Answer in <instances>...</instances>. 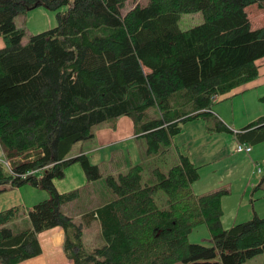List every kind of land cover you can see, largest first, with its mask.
I'll return each instance as SVG.
<instances>
[{
    "label": "trees",
    "instance_id": "1",
    "mask_svg": "<svg viewBox=\"0 0 264 264\" xmlns=\"http://www.w3.org/2000/svg\"><path fill=\"white\" fill-rule=\"evenodd\" d=\"M131 1L123 13L125 0H0V191L30 184L48 193L20 225V205L0 210V264L40 255L37 233L53 227L63 230L72 264H241L264 252V217L223 228V191L194 194L198 167L183 153L166 173L153 168L146 183L141 163L107 174L99 204L77 222L62 211L101 179L85 153H71L94 136L95 125L128 116L147 154H157L182 123L214 116L219 95L259 73L264 26H252L247 8L264 9V0ZM37 6L55 10L57 23L22 42L15 16ZM190 12H201L203 21L180 29V15ZM259 99L264 103V94ZM216 130L231 131L219 119ZM234 136L251 146L264 141V114ZM74 163L86 184L58 191L54 180ZM158 190L163 206L156 203ZM93 222L103 244L86 251L81 236ZM200 222L210 245L188 241Z\"/></svg>",
    "mask_w": 264,
    "mask_h": 264
},
{
    "label": "rangeland",
    "instance_id": "2",
    "mask_svg": "<svg viewBox=\"0 0 264 264\" xmlns=\"http://www.w3.org/2000/svg\"><path fill=\"white\" fill-rule=\"evenodd\" d=\"M147 1L139 0L138 3L144 5ZM134 3L125 0L123 13L132 9ZM65 9L67 6L60 8V10ZM248 12L252 26H264V9L250 5ZM56 13L55 10L47 7L37 6L16 15V26L23 29L24 33L22 42H26L32 34L54 27L57 23ZM202 21L201 12L182 13L178 26L185 30ZM0 42L2 47L4 45L2 38ZM262 59L264 57L258 59L256 63L259 64ZM262 63L258 68L259 73L256 78L258 83L255 86L245 87L246 89L237 87L219 95L212 105L214 116L198 117L182 123L181 132L172 139L170 147L160 153L147 154L145 138L135 133L133 121L128 116H120L117 120L95 125L92 139L77 142L71 153L86 150L90 162L98 165L102 176L89 187L83 188L80 199L65 204L67 212L77 222L76 216L98 205L99 201L96 200L99 198L98 195L103 196L104 190L107 189L105 183L107 174L115 176L119 172H125L131 165L141 163L144 168L142 182L146 183L151 180L150 174L153 168L158 167L166 173L178 162L179 154L183 153L188 155L191 162L198 167V178L191 185L194 194L223 191L220 217L223 228L247 221L254 215L264 217V141L252 144V151L244 154L236 152L237 142L234 136V131H239L264 114V103L259 99L264 94V62ZM154 113L155 110L152 109L150 115ZM218 119L231 131H217ZM83 176L85 175L81 167L74 165L68 169L65 177L55 180V186L60 191L79 188L85 178ZM47 196L45 190L30 184L8 187L0 191V210L11 205H20L22 214L18 220L20 225V220L23 217L26 219L27 209ZM155 198L159 206H163L166 202L162 190L156 192ZM55 228L60 227L37 233L42 254L48 264H72L71 259L63 251V236H53L51 233L58 230ZM188 241L212 244L207 225L200 222L192 228L188 234ZM81 242L82 248L86 251L103 244L97 222L83 229ZM241 264H264V252Z\"/></svg>",
    "mask_w": 264,
    "mask_h": 264
},
{
    "label": "crops",
    "instance_id": "3",
    "mask_svg": "<svg viewBox=\"0 0 264 264\" xmlns=\"http://www.w3.org/2000/svg\"><path fill=\"white\" fill-rule=\"evenodd\" d=\"M249 8V7H248ZM248 8H247V11H248ZM248 15H249V12H248ZM249 19H250V15H249ZM251 21V20H250ZM0 44H1V42H0ZM2 46V45H1ZM262 62H264V59H262L261 61H260V63H259V66L260 65H262L263 63ZM258 83V80L256 79V80H254L253 82H251V83H247L246 85H243V86H240L239 87V89H246L245 87H253V86H255L256 84ZM120 117V116H119ZM118 118V117H117ZM117 118H116V120H117ZM112 125L113 124H111L110 125V127H112ZM92 139V138H91ZM87 151L85 150V151H82V152H79V153H85L86 155H87V153H86ZM79 153H72V156H75L76 154H79ZM88 156V155H87ZM2 158V155H0V159ZM74 165H79L78 163L76 164V163H74V164H72V165H70V166H68L67 168H66V170H65V175H64V177L67 175V171H68V169L69 168H71V167H73ZM80 166V165H79ZM82 169V168H81ZM84 173V172H83ZM83 177H85V176H83ZM56 180V179H55ZM55 180H54V185H55ZM86 184V177L85 178H83V180L81 181V184L79 185L80 187H82V186H84ZM56 187V186H55ZM58 190V189H57ZM58 191H60V190H58ZM60 192H64V191H60ZM67 204V203H66ZM62 211L64 212V213H66V214H68V215H70L68 212H67V208H66V206H65V204L64 205H62ZM76 218H79V215H78V217L76 216ZM50 229H52V228H50ZM55 229H58V230H54V232H51L52 233V235L53 236H63V240H64V232H63V230L61 229V228H55ZM62 244H63V242H62ZM19 264H48L47 263V261H46V259H45V257L43 256V254H42V252H41V254L40 255H38V256H36V257H33V258H30V259H28V260H25V261H23V262H21V263H19Z\"/></svg>",
    "mask_w": 264,
    "mask_h": 264
},
{
    "label": "built area",
    "instance_id": "4",
    "mask_svg": "<svg viewBox=\"0 0 264 264\" xmlns=\"http://www.w3.org/2000/svg\"><path fill=\"white\" fill-rule=\"evenodd\" d=\"M236 142H237L236 147H235L236 152L244 153V154H246V153L249 154L251 152V150H252L251 145L244 143V142H238V141H236Z\"/></svg>",
    "mask_w": 264,
    "mask_h": 264
}]
</instances>
